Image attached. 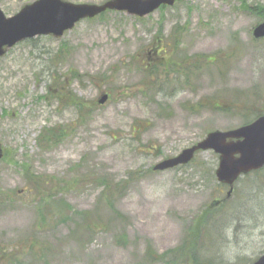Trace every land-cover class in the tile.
<instances>
[{
	"label": "rangeland",
	"instance_id": "obj_1",
	"mask_svg": "<svg viewBox=\"0 0 264 264\" xmlns=\"http://www.w3.org/2000/svg\"><path fill=\"white\" fill-rule=\"evenodd\" d=\"M33 1L0 0V9L11 16ZM259 6L264 0H176L143 17L108 10L59 39L39 35L9 48L0 57L8 153L0 264H191L190 237L202 243L201 261L260 256L264 167L241 176L226 199L212 150L152 169L207 132L264 111V37L252 35ZM59 129L60 139L42 140ZM214 199L223 201L210 208Z\"/></svg>",
	"mask_w": 264,
	"mask_h": 264
},
{
	"label": "water",
	"instance_id": "obj_2",
	"mask_svg": "<svg viewBox=\"0 0 264 264\" xmlns=\"http://www.w3.org/2000/svg\"><path fill=\"white\" fill-rule=\"evenodd\" d=\"M173 3L174 0H105L100 4L35 0L23 5L11 16H6L0 9V57L18 42L39 35H50L59 39L80 20L93 18L106 10L123 11L129 15L143 17L161 5ZM252 34L255 38L264 37V19L253 28ZM107 97L108 95L103 93L97 102L102 104ZM203 150H212L218 155L214 175L217 182L229 186L226 192L228 198L239 176L264 166V115L235 128L211 130L202 139L176 155L160 160L152 169L162 171L188 164L197 151ZM2 156L3 148L0 143V159ZM218 203L219 200H213L210 207ZM248 264H264V253Z\"/></svg>",
	"mask_w": 264,
	"mask_h": 264
},
{
	"label": "trees",
	"instance_id": "obj_3",
	"mask_svg": "<svg viewBox=\"0 0 264 264\" xmlns=\"http://www.w3.org/2000/svg\"><path fill=\"white\" fill-rule=\"evenodd\" d=\"M261 15H264V11L261 9L260 10V12H259ZM183 61H186V60H183ZM172 63V62H171ZM183 65V64H185V62H183V63H181V62H176V65H177V67L179 68L180 67V65ZM185 68H186V66H185ZM177 70H179V69H177ZM180 72H183L184 73V75L187 77V78H189V76H190V74H189V71L186 73V70L185 71H180ZM70 102L73 104V105H75V107L78 109V110H80L81 111V107L83 106V101L82 100H79V98L78 97H76V96H74V95H72V96H70ZM264 113V111L263 112H261V113H259V114H263ZM258 114V115H259ZM250 120H247V121H245L244 123H247V122H249ZM65 134V131L64 130H62V129H59L57 132L56 131H53V130H51V131H49L48 130V132H47V134H45L43 137H42V140L45 142V143H51L54 139H57L58 140V138L60 139V136H62V135H64ZM8 156V153H4L3 154V158H2V160L3 159H5L6 157ZM26 172V171H25ZM34 181L32 180V183H33ZM103 188L105 189V188H107L106 190H108V189H110L111 187L107 184L106 185V183L104 182L103 183ZM4 197L5 196V194L4 193H0V204H1V198L2 197ZM110 206H111V209H112V205H111V202H110ZM79 216V215H78ZM90 216H89V214L88 213H86V214H84L80 219H81V221L82 222H84V221H86V218H89ZM190 239H191V242H190V244H189V249L188 250H190L189 252H188V258H189V262L191 263V264H195V263H198V262H207V263H213V262H211V260H209V261H201L200 260V258H199V256H198V252H199V250H200V248H201V245H202V243H200L199 245H198V247H196L197 246V241L195 242V239H192V237H190ZM194 242H195V244H194ZM194 244V245H193ZM193 245V246H192ZM191 250H194V251H191ZM172 251V250H171ZM173 254H175V253H173ZM175 256H178L179 257V260H181L182 259V257H183V254H175ZM216 263V262H215Z\"/></svg>",
	"mask_w": 264,
	"mask_h": 264
},
{
	"label": "flooded vegetation",
	"instance_id": "obj_4",
	"mask_svg": "<svg viewBox=\"0 0 264 264\" xmlns=\"http://www.w3.org/2000/svg\"><path fill=\"white\" fill-rule=\"evenodd\" d=\"M246 6V5H245ZM251 6V5H250ZM252 8H254V9H257V7H258V4L257 3H255L253 6H251ZM262 9V6H259V9L257 10V12H259L260 10ZM263 20V19H262ZM264 39V38H263Z\"/></svg>",
	"mask_w": 264,
	"mask_h": 264
}]
</instances>
